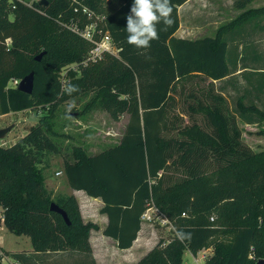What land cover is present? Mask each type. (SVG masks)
<instances>
[{
    "label": "trees",
    "instance_id": "trees-1",
    "mask_svg": "<svg viewBox=\"0 0 264 264\" xmlns=\"http://www.w3.org/2000/svg\"><path fill=\"white\" fill-rule=\"evenodd\" d=\"M185 1L171 0L173 25L164 31L158 24L159 39L147 49H136L127 43L125 30L133 0H36L32 5L1 0L0 113L40 103L55 111L69 96L60 68L77 62L67 85H98L115 119L124 111L130 115L119 142L96 153L73 146V158L64 160L70 185L104 201L101 212L109 218L104 233L119 247H130L144 212L156 204L173 221L174 234L165 245L160 239L135 264H184L187 249L197 252L211 244L222 230L221 220L245 215L249 222L233 228L229 243L217 239L206 264H257L250 251L254 246L257 252L264 242L259 233L264 231V149L255 150L245 141L238 118L261 123L264 108L254 97L238 92L236 109L230 110L223 104L224 94L212 92L211 102L190 105L191 110L203 109L210 129L195 122L181 128V135L166 132L173 128L175 91L186 80L195 74L212 81L237 78L240 64L254 53L244 46L248 41L244 34L249 33L245 26L254 21L264 29L259 19L264 6L246 7L251 0H235L243 10L215 35L189 38L175 34L180 25L178 6ZM85 7L105 15L104 27L121 47L119 55L107 52L85 62L92 42L71 27L91 20ZM42 51V59H36ZM258 62L264 65L261 55ZM32 70V92L18 85L6 88L9 79L23 78ZM260 73L264 76V71ZM232 84L238 91L237 83ZM52 126L49 115H44L15 142L0 145L5 224L15 233L29 235L36 251L13 254L25 264H36L35 256L43 252L77 251L96 264L90 232L99 225L84 220L75 194L54 196L45 181L49 153L62 151ZM52 202L67 211L71 223L51 210ZM214 213L218 218L212 220Z\"/></svg>",
    "mask_w": 264,
    "mask_h": 264
},
{
    "label": "rangeland",
    "instance_id": "rangeland-1",
    "mask_svg": "<svg viewBox=\"0 0 264 264\" xmlns=\"http://www.w3.org/2000/svg\"><path fill=\"white\" fill-rule=\"evenodd\" d=\"M34 2L36 0H27ZM83 1V0H82ZM264 6V0H251L246 7H260ZM189 10L192 11L194 16L192 20L190 16H185L184 21L197 24L198 27H203L202 31L192 33L193 36H203L206 34L215 35L218 28L230 22L235 18L243 9L238 8L235 5V0H193L188 5ZM261 23H264V15L259 18ZM208 20V24L206 23ZM207 24V25H205ZM249 33L244 34V38L248 39L245 47L250 49H256L262 57L264 62V29L256 25V22H249L245 26ZM246 29V30H247ZM249 36V38H248ZM77 62H66L60 68V75L63 81L68 82L72 79V71L76 70ZM79 73V72H77ZM22 78H20L21 80ZM78 90L68 93V98L62 102L55 111H51L48 104H38L32 108L24 110L11 111L9 113H0V127H8L11 129L6 133L2 140L9 145L15 142L19 137L24 135L31 125L37 123L44 115H49V120L52 122V130L54 135L60 144L61 153H49V164L45 167L44 173L46 179L55 176V170L63 163L66 158L72 159L73 146H82L89 153H95L102 149L108 148L112 144L117 143L120 140V135L123 133L125 124L129 119V112H122L119 119H115L106 103L105 99L100 96L99 86L92 85L91 87H84L79 84H72ZM15 86L12 79L8 80L7 86ZM224 94L225 106L230 110H235L237 106L238 91L231 90V92H225L222 90L221 82L217 83L209 80L208 77L203 74H195L190 79L185 81L183 88L180 86L175 91V101L173 103V110L171 112V120L173 128L166 132L170 135H181L180 129L187 124H193L197 122L199 125L210 129L209 122L204 114L203 109L191 110L190 105L198 106L201 102H211V93ZM225 92V93H224ZM119 97H126L124 94H120ZM254 100V99H253ZM258 105L264 108V95L255 100ZM249 102V100H248ZM238 123L243 129V138L245 141L253 147L255 150L264 149V121L261 123L245 124L240 118ZM42 166L45 163L41 164ZM156 205V204H155ZM157 210H150V213L156 216L155 220H149L144 218V221L150 223L151 228H155L157 232L156 245L160 239H162V245H165L169 238L174 234V231L166 226H162L157 219L158 211H161L157 206ZM214 216L218 218V215L214 213ZM227 219V221H226ZM225 220H221L219 223L222 225L220 233L210 239L211 244L205 247L210 252L214 250V243L217 239H221L223 242L229 243L232 239V230L236 225L247 224L249 221L245 215H238L235 217H227ZM261 223V217H259ZM260 234L264 231H260ZM264 239V236H263ZM0 242L10 251L14 253V250H28L32 247L31 238L27 234H18L10 230L7 226L0 230ZM213 249V250H212ZM259 250V251H258ZM264 252V242L254 251L255 262L259 258H264L262 253ZM50 252L40 253L35 256L36 264H91V260L83 252ZM72 253V254H70ZM186 257L191 260V256ZM185 257V258H186ZM102 264H112L110 258L102 257Z\"/></svg>",
    "mask_w": 264,
    "mask_h": 264
},
{
    "label": "crops",
    "instance_id": "crops-1",
    "mask_svg": "<svg viewBox=\"0 0 264 264\" xmlns=\"http://www.w3.org/2000/svg\"><path fill=\"white\" fill-rule=\"evenodd\" d=\"M192 1L193 0H187L183 4L178 6L180 25L175 32L177 36L189 38L201 37L193 36L192 33L205 30V28L201 29L203 27H198V22L197 24H193L184 21L185 16H190L191 20L194 16L192 11L187 9L188 5ZM206 23L208 24V20H206ZM259 58L260 55L256 52L255 47L254 53L249 57L247 63L240 64L239 69L237 70V72H235V74H237V78H233L230 81L229 76H226L223 79H213V81L217 83L221 82L222 90L225 92L236 90L232 82L237 83V88L240 95H248L250 97H254V99L257 100V98L255 97L264 95V76L260 73L261 71H264V68H262V66L264 65H262V62H258ZM209 80H211V78H209ZM244 123L250 124L248 122ZM122 135L123 133L120 135V139ZM57 171H61V173L57 174ZM54 175L55 176L52 175L48 179H46L45 176L46 184L48 188L53 192V195L57 196L60 194H75L79 201L84 220H91L99 225L98 228H93L90 232V242L92 244L93 256L96 260V264H102V257L110 258L112 264H135L150 249L155 246L154 244L156 243L157 232L155 228H151L149 222L144 221L143 217L142 227L139 230L138 236L134 240L133 244L127 248L119 247L118 241L114 237L106 235L104 233V229L108 224L109 218L106 213L101 212V207L104 205V201L102 200V198L92 196L88 194L84 189L73 188L70 185L67 174L65 172L64 162H61V165L56 168ZM0 245L6 250L8 249L1 242ZM28 250H30L28 252H36L34 250L33 244L32 247H30ZM15 251L23 250H14V252ZM187 254L189 253L186 252L185 257Z\"/></svg>",
    "mask_w": 264,
    "mask_h": 264
},
{
    "label": "built area",
    "instance_id": "built-area-1",
    "mask_svg": "<svg viewBox=\"0 0 264 264\" xmlns=\"http://www.w3.org/2000/svg\"><path fill=\"white\" fill-rule=\"evenodd\" d=\"M1 1V0H0ZM11 1H21L28 5H32L33 2H29L27 0H11ZM84 12L91 19L84 26H80L78 24H74L72 27L73 30L78 32L84 38L92 42V48L88 52L85 62L89 60H95L102 57L105 53H111L114 55H119V51L121 47L117 45L112 34L108 29L104 27V14H99L94 10L85 7ZM7 43H11V38H7ZM15 85H19L20 78L13 77L12 78ZM6 142L0 139V145L5 144ZM61 173V171H57V174ZM150 210H157L155 204L150 205L147 210L144 212L143 217L151 220H155L156 216L150 213ZM185 213V212H184ZM157 219L159 220L162 226H166L169 229L175 231V225L173 221L162 211H158ZM214 215L211 216L213 220ZM5 210L2 206H0V230L5 226ZM207 248L210 247H202L197 252H193L190 249H187L186 252L190 254L191 260H188L184 257V264H206L208 258L212 255V251L208 252ZM213 250V249H212ZM254 246L251 247L250 257L254 256ZM185 252V253H186ZM0 264H25L19 257L6 250L4 247L0 245Z\"/></svg>",
    "mask_w": 264,
    "mask_h": 264
},
{
    "label": "clouds",
    "instance_id": "clouds-1",
    "mask_svg": "<svg viewBox=\"0 0 264 264\" xmlns=\"http://www.w3.org/2000/svg\"><path fill=\"white\" fill-rule=\"evenodd\" d=\"M171 0H133L126 15L127 43L136 49H147L153 40L159 39L158 24L166 31L174 23ZM78 89L69 85L65 91L69 94Z\"/></svg>",
    "mask_w": 264,
    "mask_h": 264
},
{
    "label": "water",
    "instance_id": "water-1",
    "mask_svg": "<svg viewBox=\"0 0 264 264\" xmlns=\"http://www.w3.org/2000/svg\"><path fill=\"white\" fill-rule=\"evenodd\" d=\"M42 2L47 3V0H41ZM45 51L40 52L39 54H37L35 57L36 59L40 60L42 59L43 55H44ZM34 79H35V75H34V71L32 70L30 73H28L27 75H25L21 80L20 83L18 85V88L26 91V92H32L33 88H34ZM11 129L10 126L8 127H0V139L6 134L8 133V131ZM51 210L59 212L60 214L63 215L64 219L67 221V223H71V220L68 216L67 211L60 206L58 203L56 202H52L51 206H50ZM257 264H264V258H259V260L257 261Z\"/></svg>",
    "mask_w": 264,
    "mask_h": 264
}]
</instances>
